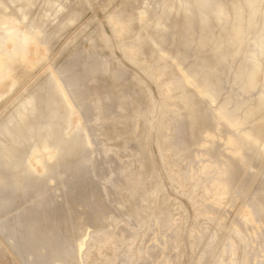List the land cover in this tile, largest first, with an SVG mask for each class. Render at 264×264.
I'll return each instance as SVG.
<instances>
[{"label": "rangeland", "instance_id": "1", "mask_svg": "<svg viewBox=\"0 0 264 264\" xmlns=\"http://www.w3.org/2000/svg\"><path fill=\"white\" fill-rule=\"evenodd\" d=\"M239 1L211 0L209 23L201 27L199 14L189 20L188 28L194 34L185 28L177 14L170 13L166 7L170 0L22 3L30 8L27 19L37 18L53 35L48 45H44L42 38L31 32L34 42L29 44L26 59L17 57L10 67L6 65L8 76L0 82V125L24 100L36 97L38 105L47 95L45 86L54 84L55 71H74L84 63L97 68L106 63L107 72H98L97 77L107 80L119 77L118 86L129 95L128 108L142 114L135 137L128 135L129 122H117L113 126L87 122L86 128L94 136V148L87 150L77 144L74 147L76 156L93 155L83 173L66 174L62 170V158L48 161L47 155L54 151L50 143L48 150L40 153L42 165L50 173L36 181L27 197L42 184L52 199L49 205H26L24 219L27 224L35 222L34 227L42 231L58 227L59 231L50 238H62L70 245L66 264H121V252L128 246L131 254L137 249L148 253L141 255L136 264H228L230 261L242 264L239 252L222 253L229 240L236 242L237 229L238 236L249 244L251 255L264 247V38L255 43L258 32L254 27L244 39L243 44L251 47L240 71L254 67L258 76L253 79L252 90L246 92L240 88L231 102L224 101L229 78L223 77L236 60L223 61L218 66L213 59L218 51L225 58L228 48L223 32L218 41L211 38L212 33L234 26L241 32L243 28L242 22L221 21L214 19V15ZM251 1L244 0V15L264 5V0L253 5ZM158 6L164 9L154 14ZM15 9L0 0V20L4 16L17 19ZM262 21L263 18H258L256 22ZM199 39L203 43L198 44ZM215 41L219 42V49L213 46L210 50ZM259 49H263L262 55L252 62ZM197 57L205 61L202 71L207 78L191 62ZM219 77L222 79L215 86L213 81ZM244 85L243 82L239 87ZM108 89L105 85L101 91ZM48 97L58 106L59 115L67 112L70 103L62 102L59 91L53 90ZM249 103L262 109L248 115L249 121L252 118L250 122L236 119L234 113ZM89 104L90 101L87 108ZM38 117L35 113L30 119ZM72 123H80V118L73 115ZM174 123L178 129L171 126ZM105 131L116 142L104 137ZM62 132L61 128L55 129L53 137L59 139ZM114 145L113 154L103 155L99 151L101 146ZM40 148V141L26 146L27 150ZM136 154L142 160L141 165L132 163L131 158ZM131 164L132 170L150 176L159 189L151 206H143V187H136L132 194L126 188L118 199L115 197L114 186L123 183L117 172ZM32 166L34 173H38L39 168ZM110 173L114 174L111 182L103 183L101 179ZM81 174L86 176V181L78 185V193L72 194L73 178ZM252 205L261 207L260 220L243 225V220L250 219ZM67 207L71 210L70 217L64 213ZM16 209L17 205L8 210ZM44 210L48 215L52 211L57 215L37 221L36 217ZM150 218L158 229L155 232H145L142 228ZM10 221L12 216L0 222V264H23L1 233V227ZM101 231L111 234L105 244L95 239L85 241L87 236ZM132 232H137V237L131 242ZM79 248L82 249L77 253Z\"/></svg>", "mask_w": 264, "mask_h": 264}, {"label": "bare ground", "instance_id": "2", "mask_svg": "<svg viewBox=\"0 0 264 264\" xmlns=\"http://www.w3.org/2000/svg\"><path fill=\"white\" fill-rule=\"evenodd\" d=\"M24 1L28 0H5L8 7L13 6L16 8L15 13L18 18L4 16L0 20V82L8 76L6 65L10 67L13 60L17 57L21 60L26 59L29 44L34 42L33 37L30 36L31 32L42 38L44 45H48L53 35L52 33L49 34L43 23L42 25L39 24L37 18L27 19L30 8L29 6L23 7L22 3ZM259 1L252 0L250 4H257ZM211 5V0H170L166 7L170 10V13L177 14L175 16L184 21L185 28L194 34L192 29L188 28L189 20L199 14L202 17L201 27L209 23L212 20L209 15ZM244 5V0H241L237 5L220 9L214 15V19L221 21L233 19L243 23L241 32H239L237 26H234L229 29L216 30L211 35L212 39H217L218 41L221 39L220 35L223 32L228 48L225 58L222 57L219 51L213 55L217 65L220 66L221 62H227L233 58L236 60L232 69L223 77L229 78V88L224 96L225 102H231L240 88L246 92L252 90L254 87L253 79L258 76V71L254 67H251L247 72H241L240 70L246 63L244 57L250 52L251 46L243 44L248 33L252 28L256 27L258 33L255 43H260L264 38V5L258 11H252L248 15L243 14ZM186 7L190 8L189 11H186ZM6 9L7 7H4V10ZM158 9L163 11L164 6L155 7L154 14ZM258 18H263V21L257 23ZM173 38L174 34L173 36L170 35L169 42ZM203 41L201 39L197 40L198 44L203 43ZM217 41L210 45V50L213 46L219 49V42ZM242 48L247 49L246 53H244ZM262 53L263 49H259L254 55L252 62H256V59ZM181 58L185 59V55L181 54ZM191 62L197 72L207 78L204 71H202L205 61L197 57L192 59ZM76 69L74 71L70 69L68 72L55 71L52 76L54 84L45 86L44 92L47 95L38 105L36 97L24 100L0 125V222H4L9 216H12V221L4 223L1 227V233L12 245L14 253L23 264H66L68 254L71 251L70 245L66 240L50 238L52 233L59 231L58 227L50 231H42L34 227L35 222L27 224L24 219L25 212L23 210L26 205H49L52 199L47 195L46 188L42 184L36 187L31 197H27L28 191L35 185L36 181L39 182L45 179L50 173L49 168L42 165L40 153H45L50 143L54 147V151L47 155L46 159L48 161L62 158V170L66 174L83 173L90 164L93 155L88 153L76 156L74 147L77 144L87 150L94 148V136L86 128L87 122L93 125L108 126H113L117 122H129V137H135L141 127L140 119L142 114L139 111L128 108L129 95L118 86L119 77L116 76L110 80L97 77L98 72L100 74L107 72L108 65L106 63H101L98 68L92 66L91 63H84ZM221 79L222 77L215 79L213 84L217 86ZM243 82L245 85L239 87ZM105 85L109 89L101 91V88L105 87ZM53 90L61 93L63 103H70L69 109L64 115H59L58 106L48 97ZM262 95L264 98V83ZM89 101L90 108H87L86 105ZM261 109L249 103L237 110L234 116L244 122L246 121L245 119L249 121L248 115ZM35 113H38V119L31 120L30 117ZM73 115H77L80 118V123H72ZM171 126L178 129V124L176 123ZM59 128L63 130L62 135L59 139H55L53 131ZM102 135L116 142V139L110 138L108 131H105ZM34 141H40L41 148L39 150H27L26 146ZM99 151L103 155L113 154L116 151V145L111 148L101 146ZM131 160L133 164H142L139 154L134 155ZM32 165L39 168L38 173H34ZM131 166L132 164L118 170L117 175L123 177V183L114 186L115 197L118 199L126 188L132 194L136 187H143V206H151L156 201L159 189L151 181L150 176L145 177L137 173L131 169ZM113 175V173H110L103 177L101 181L109 183ZM84 181H86L84 174L74 177L75 186L71 189V193H78V185ZM18 200L19 203L17 204ZM16 205V210L12 212L8 210ZM64 213L66 217H70V208L67 207ZM56 215L57 213L54 211L48 215L44 210L38 214L36 220L41 221ZM260 216L261 207L257 205L250 206V219L243 220V225L249 222H258ZM142 228L145 232L158 230L154 225L153 218H150ZM238 234L239 230L237 229L234 233L237 236L236 242L235 240H229L225 244L222 253L234 255L239 252L242 264H264V247L258 248L257 252L251 255L252 250L249 244L244 241L243 237H239ZM110 237V233L101 231L95 236H87L85 241L95 239L99 244H105ZM136 237L137 232H132L130 241H134ZM254 239L257 242L260 241L258 236H255ZM81 249L79 248L77 253H80ZM141 255H148V253L145 250L137 249L134 254H131V247L128 246L121 252V264H136ZM228 264H233V262L230 261Z\"/></svg>", "mask_w": 264, "mask_h": 264}]
</instances>
